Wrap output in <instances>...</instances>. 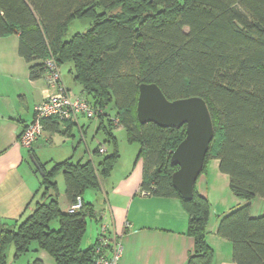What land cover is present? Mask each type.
Listing matches in <instances>:
<instances>
[{
    "label": "trees",
    "instance_id": "16d2710c",
    "mask_svg": "<svg viewBox=\"0 0 264 264\" xmlns=\"http://www.w3.org/2000/svg\"><path fill=\"white\" fill-rule=\"evenodd\" d=\"M76 19L90 21L89 28L66 39ZM14 33L32 81L45 78L49 59L70 65L74 83L96 108L103 139L95 150L97 161L69 158L50 169L28 148L39 188L27 216L0 220V264H7L10 246L19 259L34 243L55 264L94 260L97 244L84 248L83 239L97 212L83 196L88 189L99 191L115 169L121 157L119 126L129 143L139 144L142 192L178 198L189 215L187 234L195 248L186 264H213L215 252L207 242L210 202L196 188L193 199L184 200L172 182L178 167L171 157L186 137V126L141 124L137 105L143 83L157 84L171 101H206L214 138L202 173L211 160H219L233 194L248 202L221 219L218 235L231 242L235 264H264V215L252 217L250 205L264 199V0H0V37ZM74 123L43 121L44 129L65 135ZM59 174L66 211L59 200ZM79 198L82 208L70 212Z\"/></svg>",
    "mask_w": 264,
    "mask_h": 264
},
{
    "label": "crops",
    "instance_id": "0c3cea01",
    "mask_svg": "<svg viewBox=\"0 0 264 264\" xmlns=\"http://www.w3.org/2000/svg\"><path fill=\"white\" fill-rule=\"evenodd\" d=\"M19 37L18 33L0 37V220L8 223L19 220L22 215L27 216L33 208L31 203L39 188V178L34 173V165L27 160L29 149L20 144L19 136L25 125L33 120L36 105L52 91L46 78L35 81L30 79L29 65L18 53ZM67 70L70 74L69 66ZM62 80L73 94L84 97L79 87L73 92V85L76 84L71 74L70 78L62 76ZM79 119L80 117L66 135L52 132L46 127L32 147L41 142L43 137L53 143L56 134L76 139L75 132L78 130L81 140L77 145L72 144L73 152L68 151L64 159L55 162L69 158L83 162L97 161L95 150L103 139L102 136V139H97L99 121L97 120L93 142L86 144L85 151L77 155L74 150L80 148L90 130L88 125L80 124ZM121 129L124 128L117 127L115 133ZM138 149L140 151V147ZM139 151L130 156L129 165L117 174V165L123 159L120 151L121 157L111 176L102 180L100 190L96 191H103L104 199L100 203L94 199L93 193L87 197L89 189L84 193V201L94 204L97 218L92 219L96 221V225L88 224L83 246L89 248L96 245L101 227L106 225L111 239L117 240L122 247L118 264H186L195 248L194 238L187 234L189 215L178 198L143 194L141 186L144 179V159H137ZM35 154L41 163L47 164L48 169L50 164L55 163L53 160L43 162L36 151ZM58 187L60 205L66 211L69 203L65 188L61 187L59 181ZM195 188L210 202L207 242L215 252L213 264H235L232 260V244L218 235V227L225 215L248 202L233 194L229 177L220 171L217 159L211 162L207 172L199 176ZM261 199L256 208L255 199L250 202L252 217L264 215V199ZM37 248V257L33 261L41 259L44 264H55L46 251ZM112 254L110 247L107 255ZM33 261H29V264Z\"/></svg>",
    "mask_w": 264,
    "mask_h": 264
},
{
    "label": "water",
    "instance_id": "95a60500",
    "mask_svg": "<svg viewBox=\"0 0 264 264\" xmlns=\"http://www.w3.org/2000/svg\"><path fill=\"white\" fill-rule=\"evenodd\" d=\"M137 116L141 124L154 123L162 128L186 126V137L171 157L172 165L178 167L172 182L184 200H192L214 138V125L206 101L201 97L171 101L157 84L143 83L139 89Z\"/></svg>",
    "mask_w": 264,
    "mask_h": 264
},
{
    "label": "built area",
    "instance_id": "2783aa9c",
    "mask_svg": "<svg viewBox=\"0 0 264 264\" xmlns=\"http://www.w3.org/2000/svg\"><path fill=\"white\" fill-rule=\"evenodd\" d=\"M47 72L46 81L52 90L42 102L35 107L33 120L27 124L19 137V142L23 147L31 148L39 139L44 130L43 121L55 118L61 122L77 121L83 116L94 119L97 116L96 108L85 97L73 94L63 84L60 66L54 59L46 61ZM106 147L102 146L100 153L106 152ZM147 195L146 193H143ZM83 202L79 198L76 204L71 206L70 212L82 208ZM111 247L113 254L107 255V250ZM122 254V247L117 240H112L109 235V228L102 225L101 233L95 247L94 260L90 264H118Z\"/></svg>",
    "mask_w": 264,
    "mask_h": 264
},
{
    "label": "rangeland",
    "instance_id": "374dc122",
    "mask_svg": "<svg viewBox=\"0 0 264 264\" xmlns=\"http://www.w3.org/2000/svg\"><path fill=\"white\" fill-rule=\"evenodd\" d=\"M181 1H183V0H181ZM89 25H90V21L79 20V19L74 20L69 26L68 33L66 34V39L71 38L77 32H83V31L87 30L89 28ZM68 66L70 67V65H68V64L60 67V71H61L62 76L65 75L66 77L70 78V74L67 70ZM73 86L75 87V90L73 89V92L75 93L79 86L78 85H73ZM79 123L80 124L83 123V124L88 125L90 127V130L87 133L86 140L81 142L80 148H77L76 150H74V152L77 155L82 154L85 151L86 144H90L93 142L92 138H93V135L95 134V128L98 124V122L95 118L94 119H88V118L83 117V116L80 117ZM75 133H76V139H73L72 136L71 137H67V136L65 137L61 134H56L54 136L55 141L53 143H51L50 141L44 140V137H43L42 141L37 143L34 147L37 155L39 156V158L43 162L50 161V160H53L55 162V161H60V159L61 160L64 159L66 157V155H68V151L73 152L74 147L72 146V144L75 143V145H77L78 142L81 140V135L78 132V130ZM101 136H102V133L98 134L97 139H102ZM116 136L118 138L119 150L121 151V154L123 155L122 161L117 165V168H116L117 174H120L121 171L129 165L130 156H132V154L134 155V152L139 151V149H138L139 144L135 143V142L129 143L127 140L128 139L127 133L124 129L118 130L116 132ZM75 159H77V158H75ZM27 160H29L32 163L29 153H27ZM212 161L213 160L210 161L209 165L211 164ZM53 165L54 164H50L49 168H51ZM209 165L207 167V170L209 168ZM36 179H37V176H36ZM57 180L60 182L61 187L65 188L64 178H63L62 174H59V176L57 177ZM92 193L95 197L94 199H96L99 203L101 200L104 199L103 191L97 193L96 191L89 189L86 192L87 197L92 196L91 195ZM259 200H260V198H256L254 200L255 208L257 207ZM88 224L96 225V221L89 219ZM52 227H54V228L58 227L57 220L53 221ZM36 248H37V245L34 243L32 245V250H30V252L23 255L19 259H15L14 258V247L10 246V248L8 250V262H7V264H29V261H33L37 257V254L35 255V249Z\"/></svg>",
    "mask_w": 264,
    "mask_h": 264
}]
</instances>
